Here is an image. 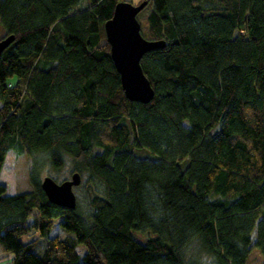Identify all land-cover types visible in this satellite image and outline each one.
I'll return each mask as SVG.
<instances>
[{"label": "trees", "instance_id": "trees-1", "mask_svg": "<svg viewBox=\"0 0 264 264\" xmlns=\"http://www.w3.org/2000/svg\"><path fill=\"white\" fill-rule=\"evenodd\" d=\"M82 1L0 0V40L15 36L0 59V179L9 152L45 154L57 174L81 175L88 203H51L42 166L31 191L8 195L0 181L6 264L264 255V0H148L142 34L166 42L141 62L148 105L126 98L105 31L127 0L77 12ZM57 224L67 236L52 235Z\"/></svg>", "mask_w": 264, "mask_h": 264}, {"label": "water", "instance_id": "water-1", "mask_svg": "<svg viewBox=\"0 0 264 264\" xmlns=\"http://www.w3.org/2000/svg\"><path fill=\"white\" fill-rule=\"evenodd\" d=\"M144 0L139 5L124 1L116 5L112 19L106 22L105 31L111 46V57L121 77L122 88L128 100L148 105L155 98V90L145 75L142 59L150 52L166 47L164 40H149L142 34L139 14L148 6ZM15 41V36L0 40V59L2 53ZM82 178L74 173L71 179L58 183L51 176L41 182L49 201L55 205L75 210L77 195L75 188L81 185Z\"/></svg>", "mask_w": 264, "mask_h": 264}, {"label": "rangeland", "instance_id": "rangeland-1", "mask_svg": "<svg viewBox=\"0 0 264 264\" xmlns=\"http://www.w3.org/2000/svg\"><path fill=\"white\" fill-rule=\"evenodd\" d=\"M134 5H139L144 0H127ZM88 1L84 0L77 7V12H82L88 9ZM143 12L139 14L141 17ZM138 16V17H139ZM146 14L142 17V21H145ZM143 29V28H142ZM145 31V30H144ZM4 35V31L0 26V38ZM38 166H42L40 170V177L43 180L46 176H51L53 179H57L59 183H62L65 180L71 179L72 174L71 168L72 166H65L62 171L57 174V172L53 169L51 162L49 161L47 155L40 154L36 157H30L28 155L17 156L13 151L9 152L7 155L6 163L1 175L0 181L7 185L8 187V195H15L17 193H23L31 191L32 187L29 181L30 172ZM39 168V167H38ZM77 195L78 203L82 205L83 208L88 207L87 198L84 194V189L75 190ZM53 236H61L65 237L68 233L62 229L58 224L52 232ZM152 234H143L141 232H134V237L140 241L145 242L147 238L151 237ZM78 251L81 254L86 252V248L80 246ZM247 264H264V255L262 254L259 248H256L250 254Z\"/></svg>", "mask_w": 264, "mask_h": 264}, {"label": "crops", "instance_id": "crops-1", "mask_svg": "<svg viewBox=\"0 0 264 264\" xmlns=\"http://www.w3.org/2000/svg\"><path fill=\"white\" fill-rule=\"evenodd\" d=\"M9 259L10 255L0 250V264H6Z\"/></svg>", "mask_w": 264, "mask_h": 264}]
</instances>
